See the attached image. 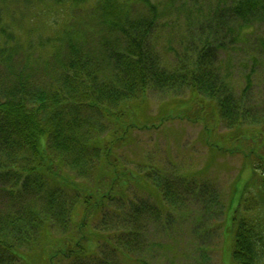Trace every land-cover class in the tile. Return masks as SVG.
Returning <instances> with one entry per match:
<instances>
[{"label": "trees", "instance_id": "1", "mask_svg": "<svg viewBox=\"0 0 264 264\" xmlns=\"http://www.w3.org/2000/svg\"><path fill=\"white\" fill-rule=\"evenodd\" d=\"M156 1L0 0V264L33 258L38 264H144L148 241L135 224L140 208L129 187L152 192V213L158 208L165 216L159 202L176 197L175 185L188 184L164 180L156 170L137 178L124 166L120 153L131 146V132L151 125L140 113L151 92L187 93L168 113L186 114L204 130L227 128L215 148L242 155L249 177L238 204L232 203L234 184L224 221L204 233L223 227L231 264H264V123L236 97L218 57L238 44L242 29L264 24V0H218L204 17L199 8L175 62L160 56L155 33L166 9ZM51 8L55 35L28 32L30 52H22L25 35L17 22L28 15L49 20ZM168 45L175 50L173 41ZM159 114L160 122L167 119ZM202 183L195 193L208 201L200 217L219 212L216 188ZM112 204L119 208L111 210ZM101 242L110 249L107 257H100Z\"/></svg>", "mask_w": 264, "mask_h": 264}, {"label": "rangeland", "instance_id": "2", "mask_svg": "<svg viewBox=\"0 0 264 264\" xmlns=\"http://www.w3.org/2000/svg\"><path fill=\"white\" fill-rule=\"evenodd\" d=\"M152 1L154 2V0ZM217 2L218 0L156 1L161 10L166 9L165 16L162 18V29L155 33L157 38L155 39L159 43L160 56L164 62L166 60L174 61L175 54L179 55L178 46L180 40L185 37L183 33L187 27L186 24L188 21L192 23L197 19L196 11L202 8L200 10L201 17L207 16L211 13L212 8H216ZM192 6H197V9H193ZM182 13L183 15L180 16ZM50 14H53L52 8ZM44 16L41 15L40 19H35L34 16L28 15L17 22V30L24 31L23 35H25V38L19 39V49L22 52H30L25 49L27 37H29L28 32L32 34V38H35L37 34L47 38L55 35L52 18L56 16L53 14V16L46 17L49 20L42 19ZM50 23L51 25H49ZM239 35L241 37L238 44L233 45L234 48L229 49L228 52H221L218 57L225 64L223 74L235 88L236 97L242 99L244 104L252 108L256 119L264 123V24L256 23L249 28L242 29V34L239 32ZM171 41H173L175 50L169 52L168 43ZM48 53L50 54V52ZM38 54L45 55L44 53ZM42 71L50 72L44 68ZM186 98L187 93H180L173 97V95L166 96L151 92L148 99L149 106H143L140 113L142 119L147 118L152 121L153 127L148 123L149 128L137 127L135 130L133 129L131 146L120 153L126 169L137 178L144 174L150 175L149 170L151 172L156 170L160 172L159 175L165 174L164 180L169 178L177 183L183 179L186 184L188 183L185 189H181L179 184L172 188V192L175 191L177 194L174 199L167 197L164 199L165 201L163 200L164 203L159 202L160 207L168 211L165 216L163 214L160 216L161 212L158 208L153 212L156 216H153L152 211L157 206L154 204L155 199H151L153 198L152 192L143 194L144 192L138 191L137 193L138 189L129 187L128 197L137 202L136 208H140V211L136 216L138 223L131 222L128 228L135 223L136 226L145 229L147 238L143 240L148 241V246L142 251L144 264H231L230 240L225 235L223 242L221 235L223 227L214 228L213 231L207 233L204 231L208 227L213 228L212 226H218L224 221L226 212L222 210V207L228 205L234 184L236 189L232 203L233 206L238 204L249 173L248 171L242 172L244 161L242 155H221L220 150L215 148L216 145L219 148L222 147L221 140L228 131L224 125L214 127L215 129L210 126L211 128L204 130L201 122L189 121L186 114L181 116L168 113L171 107L180 105L179 103L182 101L186 102ZM193 111L189 113L190 116ZM159 113H163L164 118L167 117V119L160 122ZM173 175L183 178L177 179ZM146 179L151 180L149 182L154 188L156 183L152 177H146ZM205 180L216 188L215 203H219V207L216 206L219 212L200 217L199 214L203 211V205L208 199L206 197L203 200L198 193H195V188H198ZM168 189L166 188V193ZM159 190H162V186L159 187ZM163 191L165 193V190ZM143 196L144 198L141 199ZM186 200H189L190 203ZM111 207V210L119 208L113 204ZM141 208L150 210L144 213ZM134 209L135 206L129 211L132 212ZM109 214L106 212V215ZM226 228L227 223L224 225V231ZM164 230L167 231L162 232ZM221 238L223 242L222 257ZM101 246L100 257H107L110 253L108 245L101 242ZM134 250L137 255H140V249L135 247ZM103 252L107 254H103ZM114 254L117 256L116 253ZM133 254L135 255V253ZM29 260L27 259L28 264L39 263L37 258ZM121 264H135V261L128 263L122 260Z\"/></svg>", "mask_w": 264, "mask_h": 264}]
</instances>
